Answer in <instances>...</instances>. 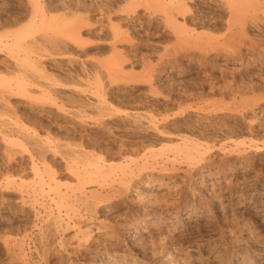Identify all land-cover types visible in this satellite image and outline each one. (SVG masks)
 I'll use <instances>...</instances> for the list:
<instances>
[{"label":"rangeland","instance_id":"obj_1","mask_svg":"<svg viewBox=\"0 0 264 264\" xmlns=\"http://www.w3.org/2000/svg\"><path fill=\"white\" fill-rule=\"evenodd\" d=\"M190 1L0 0V264H264V0Z\"/></svg>","mask_w":264,"mask_h":264},{"label":"bare ground","instance_id":"obj_2","mask_svg":"<svg viewBox=\"0 0 264 264\" xmlns=\"http://www.w3.org/2000/svg\"><path fill=\"white\" fill-rule=\"evenodd\" d=\"M163 1V0H162ZM177 1V0H176ZM190 1V0H189ZM153 2V1H152ZM158 2V1H157ZM191 2V1H190ZM222 2V1H221ZM253 2V1H252ZM183 3H185V2H183ZM182 3V4H183ZM257 3H259V1L258 2H255L254 4H256L257 5ZM154 4V3H153ZM157 4V3H156ZM169 4V3H168ZM33 5V4H32ZM172 6H174V5H172ZM183 6H185V5H183ZM245 6V5H244ZM258 6V5H257ZM264 6V5H263ZM160 7V6H159ZM163 7H165V6H163ZM243 7V6H242ZM160 8H162V7H160ZM227 8V7H226ZM233 8V7H232ZM256 8H258V7H256ZM169 10V9H168ZM184 10V9H183ZM173 10L171 9L170 10V13H173L172 12ZM228 11V10H227ZM262 11V10H261ZM178 12V11H177ZM177 12H176V15H177ZM180 12V11H179ZM233 12V11H232ZM167 13V12H166ZM169 13V14H170ZM175 14V13H174ZM168 15V14H167ZM235 15H237V14H235ZM172 16V15H171ZM44 18H45V16H44ZM43 18V19H44ZM51 19H53V18H51ZM51 19H48V20H51ZM55 19V18H54ZM41 20V19H40ZM169 20V19H168ZM42 21V20H41ZM44 21V20H43ZM170 21V20H169ZM168 21V22H169ZM34 22V21H33ZM54 23V22H53ZM66 23V22H65ZM31 22H30V24H28V32H30V30L32 31L33 30V27L31 26ZM34 24V23H33ZM67 24V23H66ZM47 25V24H46ZM175 25V24H174ZM179 25V24H178ZM26 27V26H25ZM24 27V28H25ZM30 27V28H29ZM37 27V26H36ZM42 27V26H41ZM35 28V27H34ZM48 28V27H47ZM27 29H25V30H27ZM43 29V28H42ZM20 30V29H19ZM38 30V29H37ZM59 30V29H58ZM17 31V30H16ZM26 32V31H25ZM24 31H23V28H22V32H19V33H17V35L19 34V35H21L22 34V36H28V34H27V32L25 33ZM14 34V33H13ZM25 34V35H24ZM65 34V33H64ZM74 34H76V31L74 32ZM15 35V34H14ZM77 35V34H76ZM16 36V35H15ZM21 36V37H22ZM19 38V37H18ZM23 38V37H22ZM22 38H19V39H22ZM16 39V38H15ZM72 39V38H71ZM26 48V47H25ZM13 55V54H12ZM14 57V56H13ZM15 57H17V56H15ZM27 57V56H26ZM19 60V59H18ZM22 65H24L23 64V62L21 63ZM17 66H19V65H17ZM98 104V103H97ZM105 104V103H104ZM103 108V107H102ZM106 108V107H105ZM107 110V109H106ZM105 109H104V111H106ZM139 115V114H138ZM126 117V116H125ZM129 118V117H128ZM149 118V117H148ZM130 119V118H129ZM143 119V118H142ZM136 120V119H135ZM146 120H148V119H146ZM134 121V120H133ZM137 121V120H136ZM133 125V124H132ZM179 139V138H178ZM188 140V139H187ZM170 142V141H169ZM183 142V141H182ZM189 142V140L186 142H184L185 144L186 143H188ZM189 145H191V144H189ZM240 145V144H239ZM177 146V145H176ZM176 146H175V148H176ZM195 146H198V145H195ZM244 146V145H243ZM193 147V146H192ZM170 148V147H169ZM55 149V148H54ZM43 150H44V148H43ZM176 150H177V152H176ZM176 150H175V152L177 153V154H179V155H181L183 158H185V159H189V160H191V155H190V150H189V147H188V145L186 144V146H184V147H177L176 148ZM195 150H198V149H196L195 148ZM48 151V150H47ZM46 151V152H47ZM50 151V150H49ZM75 151V150H74ZM170 152V151H169ZM82 153V152H81ZM199 153V152H198ZM67 154V153H66ZM183 154V155H182ZM75 155V154H74ZM80 155V154H79ZM78 155V156H79ZM58 156V155H57ZM81 156V155H80ZM150 156V155H149ZM83 157V156H82ZM73 158H74V156H73ZM85 158V157H84ZM83 158V159H84ZM77 159H78V157H77ZM85 159H88V158H85ZM90 160H93V159H91V158H89ZM65 160V159H64ZM154 160V159H153ZM169 160V159H168ZM198 160V159H197ZM79 161V160H78ZM83 161H86V160H83ZM81 162H82V160H81ZM145 162V161H144ZM77 163V162H76ZM143 165V164H142ZM188 165V164H187ZM69 166V165H68ZM81 166V165H80ZM83 166V165H82ZM146 167V166H145ZM160 167H162V166H160ZM76 168V169H75ZM75 169V170H74ZM74 169L72 170V168H71V170L72 171H76L77 170V167H75L74 166ZM99 171V175L102 173V171L103 170H100V169H102V168H100V167H98L97 168ZM115 169V168H114ZM117 169H118V167H117ZM70 170V171H71ZM85 170V169H84ZM122 170V169H121ZM131 170V169H130ZM82 171V170H81ZM73 172V173H74ZM78 172V170L74 173V174H76ZM84 172V171H83ZM91 172V171H90ZM104 172V171H103ZM158 172V171H157ZM164 172V171H163ZM95 173H97V171H95ZM169 173V172H168ZM81 174H83V173H81ZM81 174H78V176L80 177V178H78V176H76L78 179H81ZM89 174V173H88ZM91 174V173H90ZM105 174H107V172L105 173ZM122 174V173H121ZM85 175H87L86 174V172H85ZM84 175V176H85ZM104 174H102L101 175V177H105L106 175H104ZM215 175V174H214ZM38 176V175H37ZM208 176V175H207ZM88 177V178H87ZM86 177V179L88 180L90 177H91V179L93 178L92 177V175L91 176H87ZM107 177V176H106ZM200 177H202V176H200ZM204 177H206V176H204ZM176 178V177H175ZM203 178V177H202ZM104 179V178H103ZM83 180H85V178L83 177ZM87 180H85V181H87ZM115 181V180H114ZM92 182H93V180H92ZM91 182V184H93ZM84 183V182H83ZM208 183H209V181H207L206 179L204 180V179H202V186H204V187H206L207 185H208ZM127 186V185H126ZM40 187V186H39ZM124 187V186H123ZM56 188V187H55ZM77 188V187H76ZM106 188V187H105ZM139 189V188H138ZM77 191V190H76ZM110 191V190H109ZM59 192V191H58ZM67 192V191H66ZM65 193V192H64ZM80 193V192H79ZM96 193V192H95ZM163 193V192H162ZM208 194V193H207ZM90 195H91V193H90ZM113 195V194H112ZM118 196V195H117ZM144 196H146V195H144ZM149 196V195H148ZM63 201V200H62ZM74 201V200H73ZM83 201V200H82ZM54 202V201H53ZM102 202V201H101ZM140 202V201H139ZM165 202V201H164ZM86 203V202H85ZM156 203V202H155ZM162 203V202H161ZM161 203H159V204H161ZM202 203V202H201ZM90 204V203H89ZM106 204V203H105ZM158 204V203H157ZM155 205V204H154ZM88 206V205H87ZM74 207V206H73ZM89 207V206H88ZM168 207V206H167ZM83 208H85V207H83ZM68 209V208H67ZM69 209H70V206H69ZM87 210V209H86ZM79 215V214H78ZM91 216V215H90ZM86 219V218H85ZM156 220H161V218L159 217V216H157V215H154V214H151L149 217H147V221L149 222L148 224H147V226H152L153 224H154V221H156ZM67 223V222H66ZM100 224V223H99ZM193 224V223H192ZM146 226V227H147ZM57 227V226H56ZM157 227V226H156ZM160 227V226H159ZM170 227V226H169ZM189 227H192L191 225L189 226ZM73 228V227H72ZM49 229V228H48ZM57 229V228H56ZM101 229V228H100ZM146 229V228H145ZM58 230V229H57ZM70 230V229H69ZM102 230H103V228H102ZM55 232H57V231H55ZM83 232V231H82ZM87 232V231H86ZM173 232V231H172ZM80 234V233H79ZM83 236V235H82ZM84 236L85 237H87V235L86 234H84ZM85 239V238H84ZM88 239V238H87ZM86 241V240H85ZM81 242V241H80ZM104 242V241H103ZM58 245V244H57ZM63 246V245H62ZM61 247V246H60ZM74 248V247H73ZM77 248L78 249H83L84 248V245L83 244H81V243H79L78 245H77ZM74 250V249H73ZM77 251V250H76ZM75 252V251H74ZM132 260V259H131ZM95 261V260H94ZM112 263L113 264H121L122 262H121V260H120V258H114V259H112ZM131 264H138V263H135V261L133 262V263H131Z\"/></svg>","mask_w":264,"mask_h":264}]
</instances>
